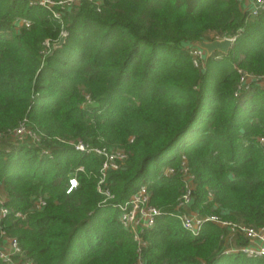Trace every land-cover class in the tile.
I'll list each match as a JSON object with an SVG mask.
<instances>
[{
    "label": "trees",
    "instance_id": "16d2710c",
    "mask_svg": "<svg viewBox=\"0 0 264 264\" xmlns=\"http://www.w3.org/2000/svg\"><path fill=\"white\" fill-rule=\"evenodd\" d=\"M55 11L0 0V187L10 210L0 240L15 237L34 264H133L138 246L116 205L146 184L160 214L142 234L144 264H264L241 251V231L206 219L264 226V11L251 15L239 0H81ZM216 37L234 38L228 54L195 66L189 47ZM238 68L259 78L239 87ZM24 119L38 145L10 141ZM77 140L129 152L107 171L112 197L97 189L102 157ZM182 155L194 189L177 209ZM168 165L174 174H163ZM72 176L78 186L66 193ZM183 211L204 220L196 235L175 216Z\"/></svg>",
    "mask_w": 264,
    "mask_h": 264
},
{
    "label": "built area",
    "instance_id": "2783aa9c",
    "mask_svg": "<svg viewBox=\"0 0 264 264\" xmlns=\"http://www.w3.org/2000/svg\"><path fill=\"white\" fill-rule=\"evenodd\" d=\"M33 3L40 4L42 6L48 7L52 10L55 17H59L58 11H55V7L66 8L72 5L78 4L81 0H31ZM98 3V0H89ZM240 5L244 11L249 12L251 15H257L260 11H264V0H239ZM19 24L28 26L30 24L29 20L21 18L18 20ZM61 35H66L62 32ZM216 38H230L232 41L233 37H216ZM48 45V41H46ZM192 61L195 66H203V60L205 59L206 53L204 49L199 47L191 48ZM239 78V87L242 84L249 83L253 79H258L248 72L238 68L237 69ZM264 82V76H261ZM260 80V79H259ZM27 120L24 119L21 124L16 127L10 135L15 141L19 143L31 141L38 145L41 141V135L37 130L28 126ZM264 142V138H261ZM70 144L78 151L94 153L102 157V164L100 167V177L97 183V189L106 198L112 197L108 189L105 187L106 174L108 170H118L123 168L129 158V152L124 148H106V147H96L90 146L84 143L82 140L69 141ZM43 154H49V149L42 148ZM78 170H83V167H78ZM181 175L183 176V192L179 198L177 209L185 208L189 206L192 200V191L194 189V175L190 172L186 165V158L184 155L181 157L180 169ZM175 173V168L173 166H166L163 168L164 175H170ZM78 186L76 177L72 176L68 179V184L66 188V193L72 192ZM3 199H0V217H4L10 210L4 206ZM46 201L44 197L37 196L34 200V207L40 209L45 205ZM118 208V219L122 227L130 233L132 238L136 241L138 246V257L133 264H144L140 247L144 246L146 242L143 239V232L152 227L155 222V218L160 214V210L150 203V194L147 189L146 184H141L136 191H134L127 200L116 205ZM16 216L24 217L25 214L20 211L15 212ZM175 216L180 220L181 225L184 229L196 235L203 224V219L198 216L196 212H176ZM207 220H212L220 222L222 225L229 226L231 231L239 230L248 241L245 246L241 248L248 256H263L264 255V226L254 229L244 225L230 224L226 221H219L216 217L212 216L206 218ZM2 237L0 240V259L6 264H34L30 259L22 258V250L18 244L15 237L7 236L2 231ZM231 251V249H227Z\"/></svg>",
    "mask_w": 264,
    "mask_h": 264
},
{
    "label": "water",
    "instance_id": "95a60500",
    "mask_svg": "<svg viewBox=\"0 0 264 264\" xmlns=\"http://www.w3.org/2000/svg\"><path fill=\"white\" fill-rule=\"evenodd\" d=\"M64 40L65 35H62L58 42L55 43V46H61ZM231 45L232 40L230 38H215L213 40H200L195 42V46L205 50L207 58L213 52H221L223 54H228Z\"/></svg>",
    "mask_w": 264,
    "mask_h": 264
},
{
    "label": "rangeland",
    "instance_id": "374dc122",
    "mask_svg": "<svg viewBox=\"0 0 264 264\" xmlns=\"http://www.w3.org/2000/svg\"><path fill=\"white\" fill-rule=\"evenodd\" d=\"M62 36V35H61ZM192 47H197V46H195V43H193L192 44V46L191 47H189V49H188V51H189V53H190V55H191V48ZM206 53V52H205ZM191 57H192V55H191ZM206 56H205V59L203 60V65H204V63H205V60H206ZM86 97V99L88 100V95H86L85 96ZM87 102H89V101H87ZM10 137V136H9ZM9 141V140H8ZM10 141H12V144L14 145V144H17V142L15 141V140H10ZM28 142H30L31 143V141H28ZM0 199H3V200H5V195H4V193H3V190H2V188L0 187ZM133 241L136 243V241L133 239ZM137 244V243H136ZM254 257V256H253ZM255 257H257V256H255Z\"/></svg>",
    "mask_w": 264,
    "mask_h": 264
}]
</instances>
